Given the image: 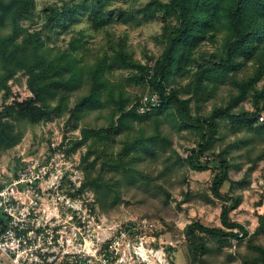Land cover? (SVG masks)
<instances>
[{
	"label": "trees",
	"instance_id": "trees-1",
	"mask_svg": "<svg viewBox=\"0 0 264 264\" xmlns=\"http://www.w3.org/2000/svg\"><path fill=\"white\" fill-rule=\"evenodd\" d=\"M117 1L121 0H61L60 4L45 5L39 13L35 10V0H0V148L9 149L20 142L23 132L17 121H46L68 113L66 125L80 132L73 149L87 146L86 154L93 152V163L99 160L101 169L108 166L130 181L139 176L146 184L149 177L140 165L157 162L171 145L160 117L164 111L171 114L172 127L177 132L188 129L197 138L186 157L176 153L177 162L193 170L211 169L214 172L211 192L223 202L220 226L194 220L184 230L190 264H211L204 258L214 249L207 236L215 238L220 247L248 236L245 225L230 216L241 200L233 192L234 185L245 186V180H230L229 149L242 150L246 161L252 164L264 158V117L259 116L260 105L264 103V0H151L136 10L110 8ZM157 12L164 20L175 18V23L165 28L162 52L151 66L133 60L123 43L113 47L112 54L95 51L93 58H89L90 47L82 33L72 34L66 47L50 42L51 33H71L72 26L83 17L91 28L100 29L115 24L116 16L125 23H141ZM36 17L43 21L34 27ZM218 37L220 44L209 50L207 43L215 46ZM249 63L252 74L237 79V70ZM193 66L195 71L188 87L184 90L176 85L170 87L177 75H185ZM126 68L137 69V74L130 76L138 77L150 93L158 94V105L140 112L143 95H133L132 99L131 94L124 93L123 84L110 81L115 69ZM19 74L25 76L30 95L7 102L11 96L9 81ZM260 81L263 82L258 85ZM225 83L236 90L227 103L214 106L208 114L200 113L201 102ZM76 90L83 92L70 106ZM247 96H251L255 110H235ZM104 109L108 110L106 124L80 126V121L91 111ZM260 117L263 119L259 124ZM220 118L227 121L225 125L234 137L226 149L215 151ZM134 119L140 127L136 132L133 128V135L120 139L121 145L115 149L113 142L117 135L129 132ZM148 121L152 125L151 133L146 131ZM164 168H168L165 163ZM227 181L229 189L222 191ZM89 185L88 181L84 182L81 190ZM159 188L168 198L167 189L163 185ZM258 222L246 240L247 248L256 256L253 261L244 259L242 264H264V244L255 241L256 236L264 233V213L258 215ZM227 260L232 262L235 257L229 255Z\"/></svg>",
	"mask_w": 264,
	"mask_h": 264
},
{
	"label": "rangeland",
	"instance_id": "rangeland-1",
	"mask_svg": "<svg viewBox=\"0 0 264 264\" xmlns=\"http://www.w3.org/2000/svg\"><path fill=\"white\" fill-rule=\"evenodd\" d=\"M35 1V10L39 13L47 4L61 3V0ZM149 1L151 0H121L111 4L110 8L121 6L124 9L136 10ZM42 21L43 19L36 17L34 27L41 25ZM174 23L175 18L164 20L161 13L157 12L154 17L141 23H125L116 16L115 24L94 29L86 17H83L72 26L73 32L51 33L50 42L66 47L72 34L82 33L85 44L90 47L89 58L95 51H107L112 54V48H118V44L123 43L133 60L151 66L162 52L165 28ZM220 39L218 37L215 46L207 43L206 47L213 50L220 44ZM250 65L251 63L237 70L236 78L250 76ZM115 70L110 76V81L123 84L124 93L131 94L132 99L133 95L138 97L150 93L145 82L130 76L132 73L137 74L136 68ZM194 71L195 67L185 75H177L170 87L176 85L184 90L189 86V79ZM25 79L23 74H19L16 79L9 81L11 96L7 102L14 98L22 100L30 95ZM235 91L230 83L219 85L208 100L201 102L200 113L208 114L214 106L226 104L230 94ZM81 92L83 91L73 92L70 106H73L75 98ZM191 104L193 105V102ZM240 108L255 110L251 96H247L234 109ZM68 116L66 113L63 117L54 116L46 121H17L16 124L23 134L20 142L14 147L0 148V178L9 179L24 163L39 165L47 170L46 180L38 184L37 193H33L37 194L40 203L37 207L39 218L36 221L49 220L50 224L55 226L59 239L57 245H119L120 249H127V245H130L126 263L147 264L139 263L130 257L133 255V245H145L154 251H160L164 264H190V251L184 232L186 226L194 220L220 226V211L223 205L211 192L210 184L214 174L211 169L193 170L187 164L177 162V154L186 157L195 147L196 136L188 129L177 132V129L172 127L174 121L171 114L162 112V130L168 135L171 145L157 162L146 161L140 165L149 177L146 184H143L139 176L135 181H130L121 172H114L108 166L101 169L99 160L93 163L94 153L86 154L87 146L73 149V142L80 137V132L79 129L66 125ZM107 116L106 109L91 111L80 121V126L106 124ZM259 116L264 117L263 101ZM219 120L218 140L214 141L213 148L215 151L226 149L234 137L225 125L227 121L221 118ZM150 121L145 125L148 133L152 132ZM261 121L260 117L258 123ZM138 127L140 125L134 119L129 132L117 135L113 142L115 149L120 147V139L127 134L133 135V128L136 132ZM84 157L86 159H83ZM228 159L232 164L229 170L230 180H245V186L234 185L233 192L241 196V200L238 206L230 211V216L245 225L249 236L259 224L258 215L264 213V158L252 164L246 161L247 157L243 156L242 150L232 147L229 149ZM164 163L168 165V168H164L166 171L163 169ZM86 181L90 185L81 190ZM159 185L167 189L168 198L160 191ZM229 186L227 181L222 186V191H227ZM0 218L4 219L3 215L0 214ZM130 225L136 228L130 229ZM247 237H243L239 242L231 240L230 244L220 247L215 238L207 236L209 245L214 249L204 258L211 264H242L244 259L253 261L252 258L256 254L247 248ZM255 241L264 244V233L256 236ZM229 255H233L235 260L228 262ZM154 260L156 261L155 258ZM156 263L158 264L157 261ZM0 264H10L2 254Z\"/></svg>",
	"mask_w": 264,
	"mask_h": 264
},
{
	"label": "built area",
	"instance_id": "built-area-1",
	"mask_svg": "<svg viewBox=\"0 0 264 264\" xmlns=\"http://www.w3.org/2000/svg\"><path fill=\"white\" fill-rule=\"evenodd\" d=\"M2 100L0 97V104ZM157 93L142 96L140 112L158 105ZM263 119V117H261ZM47 170L39 165H21L9 179L0 178V254L10 264H127V249L119 245H57L55 226L49 220L37 222L39 199L36 186L47 178ZM130 225V229H135ZM241 235V234H240ZM145 250V251H144ZM156 253L145 245H133L130 257L147 263L145 255Z\"/></svg>",
	"mask_w": 264,
	"mask_h": 264
},
{
	"label": "bare ground",
	"instance_id": "bare-ground-1",
	"mask_svg": "<svg viewBox=\"0 0 264 264\" xmlns=\"http://www.w3.org/2000/svg\"><path fill=\"white\" fill-rule=\"evenodd\" d=\"M154 258L156 259L158 264H164L163 259L161 258V252L160 251H156V253H154L153 256H151V257L149 255H145V259L148 260L149 264H157L156 261L154 260Z\"/></svg>",
	"mask_w": 264,
	"mask_h": 264
},
{
	"label": "crops",
	"instance_id": "crops-1",
	"mask_svg": "<svg viewBox=\"0 0 264 264\" xmlns=\"http://www.w3.org/2000/svg\"><path fill=\"white\" fill-rule=\"evenodd\" d=\"M2 221H3V219H1V218H0V228H1V226H2V223H3ZM1 222H2V223H1Z\"/></svg>",
	"mask_w": 264,
	"mask_h": 264
}]
</instances>
